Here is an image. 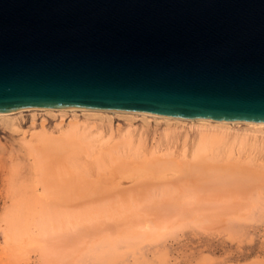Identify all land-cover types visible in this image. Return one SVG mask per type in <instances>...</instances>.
Segmentation results:
<instances>
[{"label":"rangeland","instance_id":"rangeland-1","mask_svg":"<svg viewBox=\"0 0 264 264\" xmlns=\"http://www.w3.org/2000/svg\"><path fill=\"white\" fill-rule=\"evenodd\" d=\"M204 130L187 120L112 112L0 116V264H264V126L208 128L218 131L217 142L203 159L222 168L216 176L238 173L234 163L258 170L257 180L222 192L224 199L194 189L188 165ZM68 133L61 146L53 142ZM155 167L163 172L151 174ZM208 167L200 163L207 174ZM135 182L144 188L137 191ZM173 194L203 210L191 205L183 218L161 211ZM225 202L233 209L216 214Z\"/></svg>","mask_w":264,"mask_h":264},{"label":"water","instance_id":"water-1","mask_svg":"<svg viewBox=\"0 0 264 264\" xmlns=\"http://www.w3.org/2000/svg\"><path fill=\"white\" fill-rule=\"evenodd\" d=\"M264 122V0H0V110Z\"/></svg>","mask_w":264,"mask_h":264},{"label":"bare ground","instance_id":"bare-ground-1","mask_svg":"<svg viewBox=\"0 0 264 264\" xmlns=\"http://www.w3.org/2000/svg\"><path fill=\"white\" fill-rule=\"evenodd\" d=\"M57 110V111H86V112H94V113H98V112H112V113H123V114H134V115H142V116H146V117H154V118H164V119H166V120H176V121H180V120H187V121H191V122H197L200 126H202V127H205L206 128V131L205 132H203L201 135H200V137H199V139H198V141H197V143H196V147L194 148V150H193V155H192V159H193V161L191 162H189V164L190 165H188L189 167H190V170H192V173H193V177L194 178H196V179H194L195 180V183H194V185L193 184H191L192 185V188H194L195 190H196V188L198 189V187L197 186H199V189H198V191L200 192V189H203V190H201L202 192H200V193H198V195L199 194H201V195H203V196H201V197H205L204 195V192H206V193H208V195L210 194V195H212V196H214V194H215V198H216V194L217 193H219V195L217 196V197H220L221 195V193L222 192H224L225 194H228L229 195V193H226L225 191H230V188L232 187V189L236 186V188H234L233 189V191H237V187L238 186H240L243 182H246V181H248V180H252L253 181V179L254 178H256V180L258 179V170L256 171V172H254L253 170L254 169H250V170H252L253 172H254V175H250V170L248 171V167L247 166H244L243 167V170H241L242 168H240L241 166H237V164L235 165V163H234V166L235 167H237V168H239L238 169V173H235V174H233L232 175V173H228V172H226V174L224 175V173L223 174H221V176L219 177V176H216V174L215 173H217V171H219V166H218V168L219 169H213L212 170V168H214V167H217V164H215L214 163V166H212V165H210V163H208V164H206V161L203 159V156H204V153L206 154L207 153V150L210 148V147H212L216 142H217V139L215 138V136H214V134H216V132H218V131H216V130H213V131H208V128L210 129V128H220V129H222V128H224V127H227V126H229V124H247V125H251V126H264V122H250V121H240V120H228V119H217V118H208V117H193V116H183V115H168V114H155V113H144V112H133V111H120V110H104V109H83V108H13V109H7V110H0V116H5V115H8V114H11V113H14V112H20V111H23V110ZM97 116V115H96ZM6 118V117H5ZM128 118V117H127ZM2 119V118H1ZM8 119V118H7ZM11 119V118H10ZM111 119V118H110ZM143 120V119H142ZM2 123V122H1ZM6 123V122H5ZM168 124V123H167ZM11 125H12V123H11ZM246 126V125H245ZM9 128H11V127H9ZM254 128V127H253ZM259 128H261V127H259ZM250 130V129H249ZM262 130V129H261ZM75 132V131H74ZM86 134V133H85ZM84 134V135H85ZM69 135V136H68ZM69 137H70V134L68 133V134H66V136L64 137V138H59V139H54L55 141H53L54 143H56L57 144V146H61L60 145V143L61 142H65L64 140H69ZM198 137V136H197ZM56 138V137H55ZM96 139V138H95ZM219 141V140H218ZM257 141V140H256ZM106 142V141H105ZM259 143V142H258ZM101 144V143H100ZM184 144V143H183ZM64 146L62 145V148H63ZM66 147V146H65ZM67 148V147H66ZM252 149V148H251ZM185 152V151H184ZM60 153V152H59ZM207 155V154H206ZM53 156V155H52ZM59 156H60V154H59ZM228 156V155H227ZM226 156V157H227ZM208 158V157H207ZM159 162V161H158ZM161 162V161H160ZM162 163V162H161ZM200 163H201V165H202V163H203V166H204V163H205V167H208V165H209V169H210V167H211V170H208V174H207V170L205 171L204 170V172H203V170L200 168ZM228 163H230V162H228ZM153 165H154V163H152ZM156 164H157V162H156ZM231 164V163H230ZM153 165H152V167H153ZM158 165V164H157ZM157 165H155V166H157ZM229 165V164H228ZM245 165H246V163H245ZM164 166V165H163ZM199 166V167H198ZM233 166V168H235ZM148 167H150V165L148 166ZM194 167H196V169L194 168ZM221 167H223V166H221ZM155 168H157L158 169V167H155ZM154 168V171L156 170V172H154L153 171V169H152V173L151 174H153L154 173V175H156V173L159 171V169L157 170V169H155ZM160 168H162V166H160ZM193 168V169H192ZM199 168H200V171H199ZM224 168V167H223ZM228 168V167H227ZM229 168H232V166L230 165V167ZM228 168V169H229ZM117 169V168H116ZM163 169V168H162ZM183 169H185L184 167L182 168V170ZM225 169H226V167L223 169L224 171H225ZM228 169H226V171L228 170ZM165 170V169H164ZM196 170V171H195ZM220 170H222V168L220 169ZM240 170V171H239ZM163 172V170H160L159 172L160 173H162ZM199 171V172H198ZM214 173H213V172ZM216 171V172H215ZM237 171V170H236ZM151 172V171H150ZM194 172H195V174H197V177L196 176H194ZM213 174H215V175H213ZM220 172V171H219ZM159 173V174H160ZM188 173V172H187ZM191 173V172H190ZM199 173V174H198ZM201 173V174H200ZM211 173V174H210ZM164 174V173H163ZM227 174H229V175H227ZM256 174V175H255ZM67 175V174H66ZM114 175V174H113ZM116 175V174H115ZM129 175V174H128ZM147 176H148V174H146ZM157 175H158V173H157ZM188 175V174H187ZM224 175V176H223ZM245 175H246V177H245ZM190 176V175H189ZM228 176H230V177H228ZM252 177V178H250V177ZM250 179H249V178ZM141 178V177H140ZM188 178H190V177H187V179ZM227 178V179H226ZM113 179V178H112ZM137 179V178H136ZM135 179V180H136ZM186 179V180H187ZM151 180V179H150ZM159 180V179H158ZM176 180V179H175ZM174 180V181H175ZM190 180V179H189ZM149 181V180H148ZM118 182V181H117ZM141 182H142V180H141ZM145 182V181H144ZM143 182V183H144ZM150 182V181H149ZM156 182H159V181H157L156 180ZM162 182V181H161ZM167 182V181H166ZM48 183V182H47ZM114 183V182H113ZM136 183V182H135ZM152 183H155V181H153V179H152ZM165 183V182H164ZM168 183V182H167ZM115 184H116V182H115ZM114 184V185H115ZM137 185L136 186H134L135 187V189H136V187H137V191L138 190H141L140 189V187L141 188H144L143 187V185L141 184V183H136ZM157 183H155V185H156ZM185 184V183H184ZM47 185V184H46ZM139 185H140V187H139ZM172 185V184H171ZM81 186V185H80ZM149 186V185H148ZM152 186H154L153 184H152ZM176 186V185H175ZM194 186V187H193ZM79 187V186H78ZM75 188V189H80V190H82L83 188H84V186H82V188L81 187H79V188ZM116 187V186H115ZM139 187V188H138ZM179 187V186H178ZM186 187H189L188 188V192H191L190 190H191V187L188 185V186H186ZM114 188V187H113ZM120 188V187H119ZM146 188V187H145ZM148 188V187H147ZM184 188V187H183ZM194 189H192L193 190V192L195 191ZM179 190H180V188H179ZM178 190V191H179ZM182 190V189H181ZM247 190V189H246ZM113 191V190H112ZM121 191V190H120ZM146 191V190H145ZM149 191V190H148ZM147 191V192H148ZM184 190H182V192H183ZM197 191V190H196ZM197 191V192H198ZM218 191V192H217ZM241 191V193L243 192L242 190H240ZM130 192H132V190L130 191ZM168 192V191H167ZM180 192V191H179ZM192 192V193H193ZM109 193H111V192H109ZM117 193H119V189H118V192ZM122 194L124 193V192H121ZM191 193V194H192ZM126 194V193H125ZM149 194V193H148ZM160 194V193H159ZM177 193H175V195H176ZM183 194V193H182ZM189 195H191L190 193H188ZM194 194H196L197 195V193H193L192 195H194ZM188 195V196H189ZM196 195H194V200H197L196 199ZM207 195V196H208ZM210 195H209V197H210ZM258 195V194H257ZM164 196H166L165 194H164ZM168 196H171V193H169V194H167V196L166 197H168ZM173 196V198L171 197V199L170 200H172V202H164L163 203V205H162V210L160 209V205L162 204H160L159 206H158V210H161V211H163V210H165V211H163V212H168V211H174V210H176L179 214L180 213H183V215H181V217L183 218V216L185 217V214H184V212L188 209V211L190 212L189 214H191V211L192 210H190L191 209V205H192V209H193V211H195L196 213H197V208H198V210H200V209H202L203 210V208H201V207H198L199 206V203L198 202H195L196 204V206H194L193 205V203H192V201H191V204H190V202H185V204H183V203H181L180 201H181V196L182 195H178V196H180V200H179V197L178 198H176V196H174V194L172 195ZM227 196V195H226ZM230 196H231V192H230ZM235 195H233V197H234ZM162 197V196H161ZM174 197L176 198V200L174 199ZM184 197H185V195H184ZM214 197L212 198V199H214ZM221 197H223L222 199H224V195L223 196H221ZM170 198V197H169ZM190 198V196L188 197V199ZM191 198V199H192ZM207 198V197H206ZM206 198H202V200L204 201V199H205V202H206ZM228 198V197H227ZM229 198H232V197H229ZM258 198V197H257ZM163 199H165L164 197L162 198V200ZM178 199V200H177ZM221 199V198H220ZM236 199V198H235ZM226 200V199H225ZM157 201H158V199H157ZM157 201H154V202H157ZM161 201V200H160ZM174 201V202H173ZM176 201V202H175ZM177 201H179L180 203H178ZM208 201V200H207ZM216 201H217V199H216ZM215 201V202H216ZM218 201H219V198H218ZM218 201L216 202V205L214 204L213 205V207L214 206H217V203H218ZM227 201V200H226ZM234 203H236V201L235 200H232ZM209 203H210V201H208ZM213 202H214V200H213ZM229 202V201H228ZM228 202H225V204H223V206H218V208H217V210L215 209V211H216V214H218L222 209H223V212L224 211H226L227 212V210L229 209V210H232L233 208L232 207H230V204H228ZM246 202V201H245ZM249 202H250V200H249ZM204 203V202H203ZM222 203V202H221ZM158 204H159V201H158ZM158 204H156V205H158ZM189 204V205H188ZM204 204H206V203H204ZM208 204V203H207ZM229 206H228V205ZM237 204V203H236ZM249 204V203H248ZM208 205H211V204H208ZM218 205H219V203H218ZM247 205V204H246ZM122 206H123V204H122ZM147 206V205H146ZM152 206V205H151ZM150 206V207H151ZM242 206V205H241ZM247 206H249V205H247ZM251 206V205H250ZM249 206V207H250ZM126 207V206H125ZM128 207V206H127ZM149 207V208H150ZM153 207V206H152ZM197 207V208H196ZM205 207V206H204ZM209 207H211L210 209H214V208H212V206H209ZM236 207H237V205H236ZM246 207V206H245ZM130 208V207H129ZM138 208V207H137ZM148 208V209H149ZM154 208H156V207H153L152 208V211H153V209ZM190 208V209H189ZM195 208H196V210H195ZM200 208V209H199ZM243 208V207H242ZM141 209V208H140ZM250 209V208H249ZM132 210V209H131ZM218 210H220V211H218ZM104 211V210H103ZM141 211V210H140ZM155 211H156V209H155ZM176 211H175V213H176ZM201 211V210H200ZM212 211V210H211ZM163 212H162V214H163ZM199 212V211H198ZM222 212V211H221ZM222 212V213H223ZM241 212V211H240ZM173 213V212H172ZM204 213H206V212H204ZM168 214V213H167ZM214 214H215V212H214ZM159 215V214H158ZM221 215V214H220ZM242 215V214H241ZM192 216V215H191ZM198 216V215H197ZM206 216H207V214H206ZM212 216V215H211ZM218 216V215H217ZM187 217V216H186ZM193 217V216H192ZM210 217V216H209ZM195 218H196V216H195ZM207 218V217H206ZM221 218V217H220ZM141 219V218H140ZM208 219H210V218H208ZM142 220V219H141ZM104 222V221H103ZM169 223V222H168ZM175 223V222H174ZM101 224H102V221H101ZM99 225H100V223H99ZM128 225V224H127ZM96 226V225H95ZM98 227H95V229H97ZM167 230V229H166ZM93 234V233H92ZM80 238V237H79ZM54 241V240H53ZM57 241V240H56ZM63 243V242H62ZM79 252V251H78Z\"/></svg>","mask_w":264,"mask_h":264}]
</instances>
